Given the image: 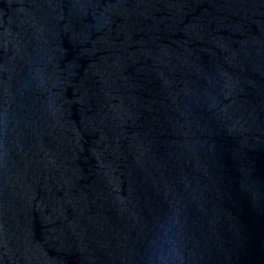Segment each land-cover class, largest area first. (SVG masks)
<instances>
[{
  "label": "water",
  "instance_id": "95a60500",
  "mask_svg": "<svg viewBox=\"0 0 264 264\" xmlns=\"http://www.w3.org/2000/svg\"><path fill=\"white\" fill-rule=\"evenodd\" d=\"M0 264H264V0H0Z\"/></svg>",
  "mask_w": 264,
  "mask_h": 264
}]
</instances>
